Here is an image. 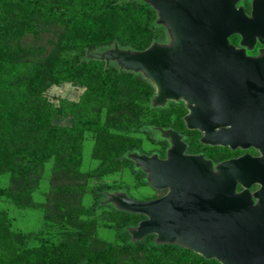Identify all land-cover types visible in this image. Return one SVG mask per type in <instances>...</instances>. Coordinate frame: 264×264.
Returning <instances> with one entry per match:
<instances>
[{
    "label": "trees",
    "instance_id": "16d2710c",
    "mask_svg": "<svg viewBox=\"0 0 264 264\" xmlns=\"http://www.w3.org/2000/svg\"><path fill=\"white\" fill-rule=\"evenodd\" d=\"M35 15L65 32L40 60L10 45ZM155 20L143 0H0V199L17 217L0 208V264H220L154 234L132 240L128 228L145 216L105 201L149 187L127 153L162 156L168 140L158 127L184 135L186 152H204L184 126L181 100L154 106L141 73L86 56L113 44L141 50L166 42ZM61 83L82 88L77 100L43 95Z\"/></svg>",
    "mask_w": 264,
    "mask_h": 264
},
{
    "label": "water",
    "instance_id": "95a60500",
    "mask_svg": "<svg viewBox=\"0 0 264 264\" xmlns=\"http://www.w3.org/2000/svg\"><path fill=\"white\" fill-rule=\"evenodd\" d=\"M143 1L164 26L166 42L141 50L113 44L86 56L141 73L154 87V106L181 100L184 125L201 132V143L253 148L257 155L212 165L200 154L184 153L175 130L158 127L168 140L163 158L127 157L164 194L136 200L111 192L105 201L145 216L128 229L132 240L154 234L155 242L176 243L220 264H264V49L245 54L255 41L264 44V0H251L248 15L238 0ZM231 35L239 37L237 47L228 41Z\"/></svg>",
    "mask_w": 264,
    "mask_h": 264
},
{
    "label": "rangeland",
    "instance_id": "374dc122",
    "mask_svg": "<svg viewBox=\"0 0 264 264\" xmlns=\"http://www.w3.org/2000/svg\"><path fill=\"white\" fill-rule=\"evenodd\" d=\"M17 27L21 28L20 31H22V33L18 36H15L18 37L17 40H14V37L10 42L13 54L20 55V53L24 52L35 56V59L37 60H40L49 52L54 51L56 46L55 42L58 41L61 34L65 33L62 26H60L56 22L45 20L41 15H35L34 17H30L29 19L26 18ZM81 90V87H76L70 83H61L58 85L49 86L43 92V95L49 101L56 103L58 98L77 100ZM48 179H50V176H47L46 180ZM78 182H83V179H81V181L80 179H78ZM5 184V179L0 180V185L3 186ZM152 192L153 188L149 185V187L147 186L145 189H131L127 192V196L136 200H143L146 197L150 198V194H152ZM155 194H158V192H155ZM0 208L5 209L10 217L11 215L15 216L13 220L17 222L16 215L12 213L13 211H15V209L9 207L8 203L6 201H3L2 199H0ZM11 210L13 211L11 212ZM36 213L38 214V212ZM20 220L24 222L25 225L31 226L30 218L28 216L21 217ZM36 228L37 226H35L33 230H31L32 232H34V237H36V232L34 231L36 230Z\"/></svg>",
    "mask_w": 264,
    "mask_h": 264
},
{
    "label": "flooded vegetation",
    "instance_id": "af4514ba",
    "mask_svg": "<svg viewBox=\"0 0 264 264\" xmlns=\"http://www.w3.org/2000/svg\"><path fill=\"white\" fill-rule=\"evenodd\" d=\"M250 1L251 0H238L237 3H236V6H241L243 8L245 14L248 15L249 12H250ZM238 40H239V37L237 35H231V36L228 37V41L231 44H233L235 47L238 46ZM263 49H264V44H260L259 42L255 41V43L253 44V46H252L251 49H245V54H247V55H256L259 51H261ZM188 130H191L192 131V133H191L192 136H194L195 134L198 133V141H199V138L201 136V132L198 131V130H196V129H188ZM175 131L178 134L181 135V140L185 144L184 153H186V154H200L204 158L209 159L211 161L212 165H214L215 163H217V162H219L221 160L228 159V158H232V157H236V156H239V155H241L243 153H249L251 155H257V152L253 148H247V149L235 148V149L241 150V152L236 153V154H232L230 151L235 150V149H230L227 146H221V145H208V144H203L200 141H199L200 144L205 145V147L203 148L204 149L203 150L204 152H196V153L186 152L187 143L184 141V135H182L181 133H179L177 130H175ZM164 153H165V151H164ZM142 154H144V153H142ZM150 154H152V153H150ZM150 154H145V155H150ZM157 156H158V154H157ZM158 157L163 158L164 157V154L162 156H158ZM216 158H218V159H216ZM145 176H146V174H145ZM254 188H256V185L255 186H251L250 187V190H253ZM163 190L164 191L161 194H159L157 196L150 197V198H145L143 200H147V199H151V198L158 197V196L164 194L165 189H163ZM238 190H240V187L239 186H236V191H238Z\"/></svg>",
    "mask_w": 264,
    "mask_h": 264
}]
</instances>
